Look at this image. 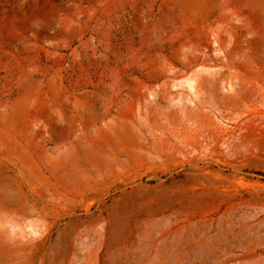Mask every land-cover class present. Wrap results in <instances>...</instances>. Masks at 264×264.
I'll use <instances>...</instances> for the list:
<instances>
[{
  "label": "rangeland",
  "instance_id": "obj_1",
  "mask_svg": "<svg viewBox=\"0 0 264 264\" xmlns=\"http://www.w3.org/2000/svg\"><path fill=\"white\" fill-rule=\"evenodd\" d=\"M0 264H264V0H0Z\"/></svg>",
  "mask_w": 264,
  "mask_h": 264
}]
</instances>
